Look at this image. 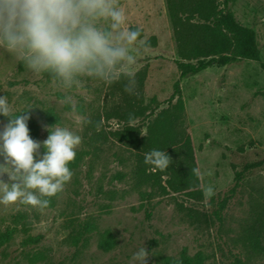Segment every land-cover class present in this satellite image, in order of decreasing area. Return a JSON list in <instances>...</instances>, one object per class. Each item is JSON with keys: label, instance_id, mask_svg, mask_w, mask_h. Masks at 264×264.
<instances>
[{"label": "rangeland", "instance_id": "obj_1", "mask_svg": "<svg viewBox=\"0 0 264 264\" xmlns=\"http://www.w3.org/2000/svg\"><path fill=\"white\" fill-rule=\"evenodd\" d=\"M120 4L125 27L140 28L146 41V47L133 46L138 62L129 71L135 74L136 95L124 91L126 77L111 85L87 78L80 89L60 90L47 74L33 75L0 49V96L8 98L12 115L29 109L26 114L39 123L30 137L41 143L49 135L44 126L68 128L82 137L75 150L84 152L77 172L46 209L0 204V229L17 227L0 248V264H139L133 254L143 246L149 253L146 264L197 255L201 264H264V0H232L226 7L253 31L259 61L240 58L180 80L183 126L202 174L198 200L172 191L160 195L167 175L136 186L137 159L119 140L120 133L132 127L131 134L141 138L159 111L176 103L170 97L181 72L177 61L186 60L178 53L167 0ZM67 95L73 97L75 113L63 103ZM6 124L0 120V131ZM39 152L37 159L45 149ZM117 173L126 177L114 179ZM237 173L241 179L235 187ZM3 179L9 182L7 175ZM207 186L215 191L210 199L204 195ZM140 191L153 195L143 198ZM15 215L24 218L15 223ZM84 222L107 230L114 245L101 247L97 230L85 245L73 243L71 234Z\"/></svg>", "mask_w": 264, "mask_h": 264}, {"label": "clouds", "instance_id": "obj_2", "mask_svg": "<svg viewBox=\"0 0 264 264\" xmlns=\"http://www.w3.org/2000/svg\"><path fill=\"white\" fill-rule=\"evenodd\" d=\"M126 21L120 0H0V49L33 75L47 74L60 90L80 89L87 78L111 85L126 77L124 91L136 95L135 74L129 71L138 62L133 46L146 47V41L140 39L141 29L125 27ZM63 103L76 112L71 95ZM0 115L8 118L0 131V204L19 202L42 211L50 204L48 198L71 181L74 173L68 165L82 137L65 127L44 126L47 139L33 140L30 116L13 117L6 96H0ZM96 128L99 131L100 125ZM41 147L45 152L37 159ZM144 163L164 171L172 159L166 151L152 149L144 154ZM191 172L197 178L202 175L199 168ZM214 194L212 186L204 189L206 198ZM148 255L143 246L133 260L146 264Z\"/></svg>", "mask_w": 264, "mask_h": 264}, {"label": "trees", "instance_id": "obj_3", "mask_svg": "<svg viewBox=\"0 0 264 264\" xmlns=\"http://www.w3.org/2000/svg\"><path fill=\"white\" fill-rule=\"evenodd\" d=\"M230 1L232 0H167L178 53L186 61H177L181 72L174 84V93L170 97V99L176 98V103L160 110L156 117L147 124V133L141 138L131 134V130H135L132 127L120 133L119 140H124L125 145L134 151L137 159L133 173L137 182L136 186L139 187L145 181L150 182L155 177L161 180L164 175H167L168 178L165 181L167 186L160 185V195L168 196L172 191L175 194H184L197 200L203 197L199 178L191 172V169L196 168V162L191 136L183 126L185 107L181 97L180 80L213 65L224 66L240 58L260 60L255 47L253 31L239 24L233 13L226 10ZM221 4L222 7L219 8ZM193 19H197V22H192ZM191 60H196V62L193 63ZM261 67L264 69V62H261ZM21 114L30 116L27 122L29 135L35 134L39 129L38 121L30 114ZM18 115L20 114L12 116ZM149 116H152V112ZM0 120L8 122V118L2 115H0ZM152 149L164 150L171 157L172 163L167 170L148 171L153 170V166L144 163V154ZM75 151L76 158L68 165L73 173L77 172L84 160V152ZM125 177V173H117L114 179L123 180ZM240 179L241 173H237L235 187L238 186ZM115 193L112 191L111 194L115 196ZM139 194L143 198L153 195L152 192L147 191H140ZM13 218L16 223L24 217L15 215ZM96 230L97 225L94 222L79 223L70 238L75 244L82 242L85 245L89 241L88 235ZM16 231L15 225L8 226L5 230L0 229V248L13 239ZM97 232L100 236L101 247L109 249L114 245L113 241H111L113 243L109 242L107 230L103 233L98 230ZM39 239L40 237L31 236L27 238L34 242ZM259 246L263 249L260 243ZM202 260L201 255L182 256L179 259L166 256L162 258V264H201Z\"/></svg>", "mask_w": 264, "mask_h": 264}]
</instances>
